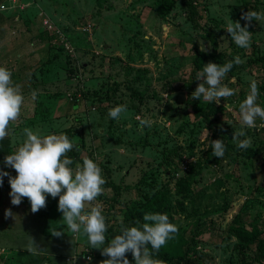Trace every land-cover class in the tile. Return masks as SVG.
I'll return each mask as SVG.
<instances>
[{
	"label": "rangeland",
	"instance_id": "1",
	"mask_svg": "<svg viewBox=\"0 0 264 264\" xmlns=\"http://www.w3.org/2000/svg\"><path fill=\"white\" fill-rule=\"evenodd\" d=\"M190 1L201 14L198 28L179 0H5L0 4V62L44 60L41 67L48 62L50 69L44 68L38 81L59 84L63 105L75 97L64 135L102 170L103 194L85 209L101 207L112 227L106 244L130 226L132 213L139 214L136 227L146 222L145 213H157V202L166 194L178 234L190 235L195 225L213 222L188 249L194 264H264L254 257V248L237 252L236 239L226 236L227 225L237 219L264 238V163L249 154L264 142V122L257 117L255 128L244 127L246 135L232 139L242 129L239 105L251 82L264 85V20L241 18L247 11L264 14V0ZM41 12L62 28L70 49L35 39L43 29ZM235 21L247 24V48L238 47L225 29ZM194 42L202 53L198 72L208 62L226 63L216 53L229 61L241 59L221 81L235 95L219 104L193 99L203 82L192 70ZM256 103L262 107L259 97ZM117 105L127 108L119 120L108 115ZM140 119L151 120V127L141 126ZM216 139L230 145L220 159L212 155ZM243 139L251 141L247 149L237 147ZM180 182L185 192L178 190ZM7 192L0 208V264H100L109 258L91 247L82 230L73 235L61 225L63 214L50 195L46 207L33 213L28 200L13 205ZM6 209L13 215L5 217ZM55 228L63 234L53 236ZM126 256L134 262L130 252Z\"/></svg>",
	"mask_w": 264,
	"mask_h": 264
},
{
	"label": "clouds",
	"instance_id": "2",
	"mask_svg": "<svg viewBox=\"0 0 264 264\" xmlns=\"http://www.w3.org/2000/svg\"><path fill=\"white\" fill-rule=\"evenodd\" d=\"M241 18L250 23L253 19L264 20V14L247 11ZM225 29L238 47H249L251 33L247 24L242 27L239 21H235L228 23ZM201 51H206L205 47H201ZM234 63L239 65L242 61L236 57L234 61L223 65L213 62L205 64L203 70L196 74V79L203 82L199 83L192 93L193 99L199 100L203 97L207 102L215 101L219 104L221 98L235 95L233 89L221 83ZM257 97L258 87L253 80L249 94L239 105L242 129L234 132L233 140L246 135L244 127L255 128L257 117L264 120V108L256 103ZM23 101L20 86L13 83L11 72L0 66V141L9 135L10 123L19 118ZM126 110V105H117L109 109L108 115L119 120ZM140 125L151 127L152 121L140 119ZM23 135L25 138L16 151L4 158L5 164L13 168L17 175L11 176L6 171H0V185L3 184V177L9 178L11 188L9 195L13 205L18 206L22 198H28L31 211L36 213L46 207L47 195L59 197L58 210L63 214L61 225H66L68 231L73 234H78L82 230L91 247L100 249L103 256L109 257L100 264H130L126 256L129 252L132 254L134 264H159L152 258L148 245H151L154 251H159L178 231L177 226L169 221L167 214L145 213L143 220L146 222L140 227H122L120 234H116L106 244L107 225L101 207L97 204L88 210L85 209L86 204H92L103 194L102 186L106 181L101 168L88 157L83 158L82 164L77 163L74 168L70 167L74 162L67 153L74 145L67 135L42 136L38 131L34 132L28 127L23 129ZM250 143L249 139L239 140L237 147L247 149ZM211 148L215 157L220 159L224 156L225 145L222 139L212 140ZM12 215L10 209L5 210V217ZM50 231L56 237L63 234L57 228Z\"/></svg>",
	"mask_w": 264,
	"mask_h": 264
},
{
	"label": "trees",
	"instance_id": "3",
	"mask_svg": "<svg viewBox=\"0 0 264 264\" xmlns=\"http://www.w3.org/2000/svg\"><path fill=\"white\" fill-rule=\"evenodd\" d=\"M5 0H0L3 2ZM181 3L185 6V8L188 10L191 18V22L193 26H196V28L199 27V19L201 17L199 8L196 4H194L190 0H179ZM3 16L0 14V18ZM41 22V21H40ZM58 26V25H57ZM43 27V26H42ZM202 32V31H201ZM205 32H202L204 34ZM39 38V41H44V40H53L54 34L47 30L46 28L43 27L42 30L39 31L35 35V39ZM193 46V52L195 53L194 60H193V74L196 75L197 72L199 71L200 68V57L202 53L198 49V45L194 42L192 44ZM215 57L218 59L220 58V61L224 62H230L228 58H225L220 53H216ZM16 74L12 73L11 74V79L15 85H19L21 92L24 93L25 91L30 90L33 86H35V82L28 78L27 75L22 76V77H17L14 79ZM191 83L192 85L196 82V80L193 78L191 75ZM258 87V97H259V103L261 106L264 108V85L263 86H257ZM75 100V97L71 96L69 97V102L73 104V101ZM195 109L199 110L197 107V103H195ZM199 113H203V110L200 111ZM206 116H211L212 112H207L205 113ZM261 122H264V120L259 119ZM258 121V120H256ZM12 125L10 123L8 131H13L11 128ZM65 130V129H64ZM64 134V133H63ZM71 137H69V140L71 141ZM74 147L73 149L67 153L68 157H70L73 160V165L70 167H75V164L81 163L83 161L84 157H88V154H86L82 157L80 156L79 149H77V145L73 144ZM230 147L228 143H225V149ZM11 140L9 135L3 140L0 141V171H6L9 173L11 176H15L16 173L5 164L4 158L8 155L11 154ZM249 154L258 157L257 159H260L261 163H264V142H261L257 148H250L249 149ZM89 158V157H88ZM256 159V160H257ZM98 165V164H97ZM99 166V165H98ZM108 185V184H107ZM9 178L8 176L3 177V184L0 185V198H1V192L3 188H9ZM178 190L185 192L187 190V187L183 182H180L178 184ZM169 199L166 196V194H162L161 198L158 200L156 209L157 213L161 214H167L169 217V221L173 223V221L170 219V216L168 214L169 211ZM139 218V214L132 213L127 221H131L129 224L130 226H134L136 220ZM207 223V222H206ZM197 224L192 228V232L190 235H185V234H178L176 232L174 235H179V239L170 247H166L165 245L162 246L159 251H154L151 248V245H148V250L151 252L153 257L158 258L159 264H194V259L191 258V253L188 249L190 246L194 243H196V238H198L200 235L204 234L205 232H209L212 227H213V222L209 221L207 224ZM253 227L257 228L260 225L258 224H252ZM140 227V226H139ZM107 229L110 231L112 229L111 226H108ZM233 236L236 239L234 249L239 252L242 251L244 248H254L255 249V254L254 257L259 260L264 259V238L261 237V232L257 231L255 232L254 230H247L242 224L239 223L237 219L232 220L226 227V236ZM130 264H134L131 260Z\"/></svg>",
	"mask_w": 264,
	"mask_h": 264
},
{
	"label": "crops",
	"instance_id": "4",
	"mask_svg": "<svg viewBox=\"0 0 264 264\" xmlns=\"http://www.w3.org/2000/svg\"><path fill=\"white\" fill-rule=\"evenodd\" d=\"M43 61L44 60H17L13 62L15 70L12 67L9 70L11 71V74H16L14 79L27 75L28 78L32 79L35 82V86H33L30 90L22 93L24 101L21 106L20 116L16 121L11 122V128L13 129V131L9 132V137L12 145L11 154L14 153L23 142L25 138L23 135V129L25 127L31 128L34 132L38 131L42 136L48 134H63L65 129L64 125L66 124L65 119L70 115V111L75 110L73 109L75 103L72 104L68 102L65 105L62 104L61 101L63 100L59 97V84L49 82L47 78L41 79L40 82L38 81V75L39 77H41V75L42 77H44V73L42 74V72L44 68L46 70L48 69V62L45 63L46 66L41 67ZM12 64H7L6 61L0 62V66L6 67L7 69L8 66H12ZM36 68H38L39 71ZM46 79L48 82L46 81ZM33 93H35V96H33ZM42 107H45L46 111L42 112ZM9 168L10 170L15 172L13 168ZM5 191H8L7 193L9 195L11 188L9 187L2 189L0 208L3 200V193ZM27 200V198H22V202H25ZM49 201L52 202V206L58 203L56 202V198L53 197H51ZM6 223L7 222H5V224Z\"/></svg>",
	"mask_w": 264,
	"mask_h": 264
},
{
	"label": "built area",
	"instance_id": "5",
	"mask_svg": "<svg viewBox=\"0 0 264 264\" xmlns=\"http://www.w3.org/2000/svg\"><path fill=\"white\" fill-rule=\"evenodd\" d=\"M1 8H3V6H1ZM0 8V9H1ZM39 16L42 18L41 24L44 28H46L47 30H54L52 32L55 33V37H54V42L56 44H61L62 46H64L66 49H70V45L67 43L66 41V36L64 35L62 28H60L59 26H57L56 24L53 23V21L51 20V18L45 14L44 12H41L39 14ZM73 234V233H72ZM75 235V234H73ZM4 252V248L0 247V255Z\"/></svg>",
	"mask_w": 264,
	"mask_h": 264
},
{
	"label": "water",
	"instance_id": "6",
	"mask_svg": "<svg viewBox=\"0 0 264 264\" xmlns=\"http://www.w3.org/2000/svg\"><path fill=\"white\" fill-rule=\"evenodd\" d=\"M17 3H19V0H17Z\"/></svg>",
	"mask_w": 264,
	"mask_h": 264
}]
</instances>
